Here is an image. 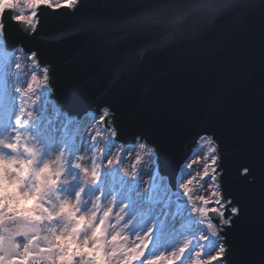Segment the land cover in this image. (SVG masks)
I'll list each match as a JSON object with an SVG mask.
<instances>
[{"label":"water","instance_id":"obj_1","mask_svg":"<svg viewBox=\"0 0 264 264\" xmlns=\"http://www.w3.org/2000/svg\"><path fill=\"white\" fill-rule=\"evenodd\" d=\"M10 17L6 47L36 53L56 106L107 111L114 139L152 147L172 189L211 137L225 198L240 208L231 227L214 221L223 259L264 264V0H73L39 7L32 29Z\"/></svg>","mask_w":264,"mask_h":264},{"label":"rangeland","instance_id":"obj_2","mask_svg":"<svg viewBox=\"0 0 264 264\" xmlns=\"http://www.w3.org/2000/svg\"><path fill=\"white\" fill-rule=\"evenodd\" d=\"M61 3H64V0H61ZM4 4L5 2L0 3ZM10 14L29 15L30 10L24 6L23 0H20L19 6ZM21 49L17 46L6 48L0 36V144H7L14 137H20L14 152L2 146L0 152L9 157L14 156L18 160L28 159L20 146H34L36 152L33 169L38 171L45 163L63 169L59 183L45 192L52 205H57L59 199H75V194L79 191L80 214L96 213L93 201L97 195L102 194L101 209H106L108 202H112L113 212L108 225L115 223L116 214L124 208L125 219L120 222L119 227H123L127 220H132L129 227L124 230L129 237V247L139 243L138 236L143 237L151 229V243L143 259L175 250L185 239L192 238L194 232L198 236L199 232L193 227L195 214L191 213V207L199 206L197 198L207 197L212 191L210 180L203 185L200 180L208 162L204 152H195L190 157L192 166L187 171H179L176 186L170 188L168 183L151 170L150 161L143 152L134 145H121L110 137L111 128L101 122L103 113L98 116L86 113L81 118L68 115L48 101L45 87L40 85L34 86L37 90L26 93L22 98L20 91L26 88L33 71L40 81L44 77V72L42 76L41 67L37 65L33 67L27 53ZM17 63L21 68L15 67ZM20 99L28 104L26 119L28 122L18 126L15 117L19 114L17 111ZM93 136L97 137L95 141L92 140ZM61 150L60 160L55 161ZM116 153L119 154L120 163L103 167L95 183H86L80 170L72 167V162L81 163L91 170L94 161L96 164L106 166L108 159ZM122 167L127 168L131 175H124ZM188 179L193 181L189 186L191 201L182 196V189L178 187ZM93 218L95 219V216ZM168 221L169 223H166ZM108 230L106 227V233ZM85 231L81 232V239ZM214 244V241L209 240L205 251H210ZM197 251L198 246L186 256L184 264H194L195 260H208L212 254L209 252L208 255L198 257Z\"/></svg>","mask_w":264,"mask_h":264},{"label":"snow or ice","instance_id":"obj_3","mask_svg":"<svg viewBox=\"0 0 264 264\" xmlns=\"http://www.w3.org/2000/svg\"><path fill=\"white\" fill-rule=\"evenodd\" d=\"M72 0H64L62 5L61 0H23L24 6L30 10L29 15L16 14L12 15L10 18L14 20L17 24H24L29 29L35 27L38 23L36 18V13L39 7L45 6L53 11L60 9L62 6H70ZM20 0H11V3H6L0 7V36L4 34V24L3 18L5 13H13L14 10L19 6ZM22 51V49H21ZM29 59L32 61L33 67L36 66V53L32 52L29 54ZM16 68H21V65L17 63ZM47 73V69H45ZM40 85L45 87L47 85V75L45 74V79L43 81L38 80L37 74L33 71L31 78L27 81L26 88H23L20 91V96L23 98L26 93H33L37 89L34 87ZM25 108L22 105L19 110V114L15 117V122L19 126L21 123L27 124V120H24L22 117L24 115ZM31 115V113H29ZM108 115L107 111L103 113V118H106ZM103 123V119L101 120ZM115 136V132L111 134ZM96 136L92 137V140L95 141ZM202 140L203 137H200ZM20 137L16 136L13 140L7 144H0L3 148L8 150H15L18 147ZM211 140V137H209ZM139 148L146 150L150 154L154 153L152 147H147L145 143L137 140ZM15 146V147H14ZM216 149L214 147H209L208 153H210V165L206 164L204 168V174L200 177L201 184L207 183L208 180L212 182V191L209 196H200L197 199L199 200V206L192 205L191 213L195 214L193 217V227L196 231L199 232L197 236L194 232L193 237L190 239H185L183 244L176 248L175 250L168 252L167 254L161 253L159 256L143 259L146 257V251L149 248L151 243V229L144 234L143 237H139V243L134 244L133 246L125 247L123 250L116 252L103 251L100 257H95L93 254H90L86 250L84 242L80 238V234L85 230L86 226H82L77 231L71 233L70 240L71 246H65L58 242L49 241L47 243H41L39 241V236L36 229V226L31 222L25 224H17L16 230L7 235L0 233V264H166L167 258L170 256L172 259V264H184V259L186 256L190 255L196 247H199V251L196 252V256L208 255L209 252L212 254L209 256L208 260H195L194 264H227V261L223 258L227 253V246L224 243L225 237H223L220 232L222 227H218L214 222L215 219L219 220L220 226L231 227L233 223V218L238 216L240 213V208L236 205H233L230 199L225 198V194L222 190L220 184L219 176L217 174L218 169V156L215 154ZM120 161H117V165ZM99 165V167H97ZM113 164L108 160L107 165L96 164L93 162L91 170L84 167L81 163L72 162V167L80 170L82 177L86 183H90L89 180H95L97 182L100 175V171L103 167H111ZM95 172V175L91 174ZM248 169H243V174H247ZM187 174V173H186ZM207 177V179H205ZM60 177L56 179V184L54 185H45L44 191L53 189L60 181ZM135 179V177H132ZM193 183L191 179L186 180L184 183L179 184V189H182V196L188 198L191 201V192L190 185ZM78 193V194H77ZM81 199V192H76L75 199L69 200L59 199L56 208L60 206L62 201L65 204L74 205L73 211L79 208V202ZM102 194L99 195V200L95 199L93 201L94 208L97 209L95 213V219L93 218V226L100 222L101 218L104 219V227L109 224L110 216L113 212V208L109 211L108 216H104L106 209H101ZM211 205V206H210ZM127 205L125 204V208ZM228 211L230 215H225V212ZM77 215H81L79 211H76ZM63 215V213H61ZM92 213H88L87 216H91ZM124 217V208L120 213ZM121 220V221H122ZM129 219L125 222L128 224ZM107 235L105 231V236ZM35 237V239H33ZM215 241L214 246L210 251H205V246L208 241Z\"/></svg>","mask_w":264,"mask_h":264},{"label":"clouds","instance_id":"obj_4","mask_svg":"<svg viewBox=\"0 0 264 264\" xmlns=\"http://www.w3.org/2000/svg\"><path fill=\"white\" fill-rule=\"evenodd\" d=\"M6 3L8 0H5ZM2 6L0 5V7ZM20 147L29 157L28 159L18 160L14 156L9 157L4 152H0V233L7 235L16 230L18 223L31 222L36 226L35 230L41 243L52 241L70 247L71 233L82 226H86L85 234L81 240L84 242L86 250L95 257H100L103 251L116 252L129 245V237L124 230L129 227L131 221L124 224L123 227H119L123 219L120 215L123 208L116 214L115 223L106 226L109 229L106 236L103 218L93 226L95 213H92L91 216H87V214L77 215L76 211L79 209L73 211L74 205L65 204L62 201L57 209L56 205H52L45 194L44 186L56 184L57 181L53 177L58 179L63 169L51 167L49 163H45L38 171L33 169L35 147L28 145H21ZM61 154L62 150L55 157V161L60 160ZM108 160L111 164H116L119 160V154L116 153ZM121 171L126 176L131 175L127 168L122 167ZM134 171L135 168L133 167ZM91 175L94 176L95 172ZM89 182L95 183V180L90 179ZM96 199L99 200V195L96 196ZM111 205L112 202L109 201L104 212L105 217L111 211ZM166 264H172L170 256L167 258Z\"/></svg>","mask_w":264,"mask_h":264},{"label":"bare ground","instance_id":"obj_5","mask_svg":"<svg viewBox=\"0 0 264 264\" xmlns=\"http://www.w3.org/2000/svg\"><path fill=\"white\" fill-rule=\"evenodd\" d=\"M73 1V0H72ZM1 40L4 42V38H3V36H1ZM27 56H28V58H29V53L27 54ZM41 72H42V76H43V68L41 67ZM45 78L44 77H42V81L44 80ZM46 87V86H45ZM45 94L46 95H48V93H47V89L45 88ZM48 101L51 103V104H54L53 103V100H51V99H48ZM54 105H56V104H54ZM63 112V111H62ZM101 118V117H100ZM113 133V130L112 129H109V134H110V137H112L113 139H114V136H112L111 134ZM143 143V142H142ZM147 146V145H146ZM213 147V144H212V142L209 140V138H207V137H204L202 140L200 139L198 142H197V144H195L194 145V148H193V151L191 152V154H190V156L186 159V161L181 165V168H180V171H187V170H189V168H190V166H192L191 164H190V157L195 153V152H199V151H202V152H204V154H205V156L208 158V162H207V164H209L210 165V153H208V149H209V147ZM134 147H136L139 151H141V152H143L145 155H146V157L149 159V161H150V163H149V167L151 168V170H153L155 173H156V175L161 179V180H163L165 183H167V179H166V177L164 176V175H160L159 173H158V170H157V164H156V154H155V152L153 153V154H151V158H150V154L146 151V150H142V149H140L139 148V145L136 143V144H134ZM147 147H149V146H147ZM188 163H189V166H188ZM211 185H212V182H211ZM166 223H169V221L168 222H166ZM215 242V241H214Z\"/></svg>","mask_w":264,"mask_h":264},{"label":"trees","instance_id":"obj_6","mask_svg":"<svg viewBox=\"0 0 264 264\" xmlns=\"http://www.w3.org/2000/svg\"><path fill=\"white\" fill-rule=\"evenodd\" d=\"M5 2V0H0V3H4ZM8 2L9 3H11V0H8ZM19 106H18V111H17V109H16V111L19 113V110H20V107H21V105H22V99H20V101H19ZM23 106H24V108H25V112H24V115H23V119L24 120H26L27 119V108H28V104L26 103V102H24L23 101Z\"/></svg>","mask_w":264,"mask_h":264}]
</instances>
